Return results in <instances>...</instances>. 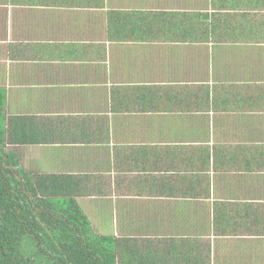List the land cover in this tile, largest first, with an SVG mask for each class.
<instances>
[{"label": "crops", "instance_id": "0c3cea01", "mask_svg": "<svg viewBox=\"0 0 264 264\" xmlns=\"http://www.w3.org/2000/svg\"><path fill=\"white\" fill-rule=\"evenodd\" d=\"M0 90L22 168L148 264H264V0H0Z\"/></svg>", "mask_w": 264, "mask_h": 264}, {"label": "trees", "instance_id": "16d2710c", "mask_svg": "<svg viewBox=\"0 0 264 264\" xmlns=\"http://www.w3.org/2000/svg\"><path fill=\"white\" fill-rule=\"evenodd\" d=\"M0 90V264H148V253L95 233L61 178L32 175L5 129ZM129 247V249H128Z\"/></svg>", "mask_w": 264, "mask_h": 264}, {"label": "rangeland", "instance_id": "374dc122", "mask_svg": "<svg viewBox=\"0 0 264 264\" xmlns=\"http://www.w3.org/2000/svg\"><path fill=\"white\" fill-rule=\"evenodd\" d=\"M106 219V218H104ZM91 220H93V230L95 232L100 231L101 233H107L109 234V232H107V230L105 229V226L102 225V223L100 222V219L97 217H91ZM107 226H110L109 224Z\"/></svg>", "mask_w": 264, "mask_h": 264}]
</instances>
